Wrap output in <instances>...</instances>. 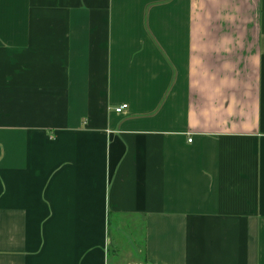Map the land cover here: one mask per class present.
I'll return each mask as SVG.
<instances>
[{"label":"crops","instance_id":"0c3cea01","mask_svg":"<svg viewBox=\"0 0 264 264\" xmlns=\"http://www.w3.org/2000/svg\"><path fill=\"white\" fill-rule=\"evenodd\" d=\"M0 264H264V0H0Z\"/></svg>","mask_w":264,"mask_h":264},{"label":"rangeland","instance_id":"374dc122","mask_svg":"<svg viewBox=\"0 0 264 264\" xmlns=\"http://www.w3.org/2000/svg\"><path fill=\"white\" fill-rule=\"evenodd\" d=\"M137 238L140 239V237H137ZM137 241L139 242V240H137ZM124 243H125L126 246L130 245V242L124 241ZM113 249H114V248L111 247V250H113ZM124 250H125V249H122V252H123ZM120 256H121V253L116 254V253L112 252V253H111V262H113L114 259L116 260V259L119 258Z\"/></svg>","mask_w":264,"mask_h":264},{"label":"built area","instance_id":"2783aa9c","mask_svg":"<svg viewBox=\"0 0 264 264\" xmlns=\"http://www.w3.org/2000/svg\"><path fill=\"white\" fill-rule=\"evenodd\" d=\"M127 108H128V104H122L118 108H116V112L120 113V112L126 110ZM190 141H191V139H190Z\"/></svg>","mask_w":264,"mask_h":264}]
</instances>
